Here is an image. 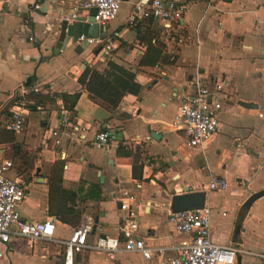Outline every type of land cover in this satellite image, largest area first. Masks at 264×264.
<instances>
[{"label":"crops","instance_id":"1","mask_svg":"<svg viewBox=\"0 0 264 264\" xmlns=\"http://www.w3.org/2000/svg\"><path fill=\"white\" fill-rule=\"evenodd\" d=\"M146 1H122L105 27L111 52L73 45L55 55L50 26L72 14L76 0H0V130H9L14 111H4V104L15 97L24 103L22 131L13 133L12 143H0V160L13 163L8 176L27 191L19 214L30 222L55 218L56 241L68 240L83 216L98 219L88 236L92 243L119 235L125 212L118 200L126 193L144 210L138 235L167 248L183 240L167 221L171 197L188 188L206 194L213 242L242 250L237 264H261L253 254L264 253V196L250 208L244 202L264 190V0H163L186 7L169 30L149 20L128 22L135 5ZM144 54H164L172 64L140 65ZM109 63L133 71L138 86L114 111L91 100L79 82L87 67L102 70ZM220 81L230 105L205 150L189 149L184 131L173 127L176 109L197 83ZM100 132L111 138L104 148L94 145ZM19 150L30 154L29 167L22 168ZM209 172L226 181L224 191L205 190ZM91 186L99 187L100 200ZM68 208L80 213L76 226L58 217ZM56 241L12 237L0 243V264H63L65 247ZM157 262L156 256L146 262L123 253L109 260L89 250L73 257V264Z\"/></svg>","mask_w":264,"mask_h":264},{"label":"built area","instance_id":"2","mask_svg":"<svg viewBox=\"0 0 264 264\" xmlns=\"http://www.w3.org/2000/svg\"><path fill=\"white\" fill-rule=\"evenodd\" d=\"M123 0H76L75 11L70 15H61L60 21L75 22L85 12L88 16L93 13L94 23L106 27L118 16ZM186 7L175 1L148 0L139 2L133 8L128 18L130 24L139 21L160 23L169 30L173 24L182 20ZM117 37L118 34H114ZM79 46L102 47L106 53L112 51L111 43L106 39L92 38L81 35L77 39ZM226 84L223 81L212 86L196 84L191 96H184L176 109L173 127L182 130L186 136V147L189 149L205 150V146L212 140L219 127V115L225 107L230 105V98L225 93ZM24 103L14 107L11 113L9 130L19 133L24 127ZM66 125L64 119L61 126ZM111 138L108 133L100 132L95 137L96 148L106 147ZM10 160H0V243L8 244L12 237L34 241H56L55 218L48 217L43 221L30 222L23 220L18 208L27 198L24 183L19 179H11L8 173L12 170ZM227 183L224 179L209 172L207 192L224 191ZM120 211L125 212L123 225L116 237H98L88 243V236L92 233L94 219L83 216L66 241H56L65 247L63 264H73L75 253L89 250L103 254L107 259L114 260L118 254H138L149 262L154 256L157 264H237L239 253H244L237 247L219 245L211 238V210L204 206L202 209L172 213L167 211V221L173 226L177 235L183 240L167 248L153 247L145 243L138 235L139 219L144 210L135 205L134 197L127 195L118 200ZM171 251L174 255L166 256ZM264 264V253L253 254Z\"/></svg>","mask_w":264,"mask_h":264},{"label":"trees","instance_id":"3","mask_svg":"<svg viewBox=\"0 0 264 264\" xmlns=\"http://www.w3.org/2000/svg\"><path fill=\"white\" fill-rule=\"evenodd\" d=\"M145 35L149 37V40L150 37L154 36L149 31V29H147ZM141 38L142 41L148 40L145 36H141ZM145 60H149V63L151 65L164 63L165 61V63H168L169 65L172 64V62H170L168 60V57L164 54L159 58H154L148 56V54H144L140 65L147 64ZM79 82L83 85L90 99L97 103H100L108 111H114L127 94H135L138 88L137 84L134 81V72L124 69L123 67L118 66L114 63H109L107 68L102 70L87 67L83 75L80 77ZM71 98L73 102H75L78 98V95H74ZM20 103H22V100L15 97L4 104L3 110L8 111L9 109L18 106ZM13 141V132L6 129L0 130V143H12ZM21 153H24L20 159L22 161L21 166L22 168H27L30 166V160L32 158L27 152H21L19 150L18 155H21ZM80 185H83V183H80ZM54 186L56 187V190H60L59 186ZM51 189H53V185L50 184V190ZM91 190L98 193L96 200H100L101 197L99 187L91 186L90 191ZM58 217L63 223L71 226H76L80 220V213L72 208H68L60 212Z\"/></svg>","mask_w":264,"mask_h":264},{"label":"water","instance_id":"4","mask_svg":"<svg viewBox=\"0 0 264 264\" xmlns=\"http://www.w3.org/2000/svg\"><path fill=\"white\" fill-rule=\"evenodd\" d=\"M93 13L89 17H79L75 22L67 23L66 21H59L50 26V31L54 34V48L53 53L59 55L60 51L67 50L71 46L77 44V39L81 36H89L92 38L104 39L106 37V30L94 23ZM85 47V46H84ZM84 66L86 64L84 63ZM31 79L28 80V83ZM26 85L25 87H27ZM150 137H160L154 132L148 130ZM102 179V178H101ZM264 196V190L250 193V196L244 202L245 208H250L253 202ZM205 192H190L188 188H184L181 194L173 195L170 200L169 210L172 213L183 211H191L202 209L205 206ZM120 207V204H118ZM98 219H95V225Z\"/></svg>","mask_w":264,"mask_h":264}]
</instances>
